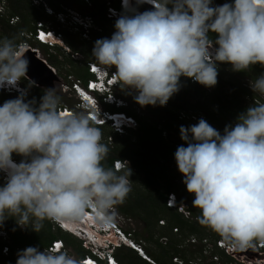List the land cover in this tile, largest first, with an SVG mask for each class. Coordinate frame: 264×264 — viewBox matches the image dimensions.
I'll use <instances>...</instances> for the list:
<instances>
[{
    "label": "clouds",
    "instance_id": "clouds-1",
    "mask_svg": "<svg viewBox=\"0 0 264 264\" xmlns=\"http://www.w3.org/2000/svg\"><path fill=\"white\" fill-rule=\"evenodd\" d=\"M120 1L122 7L114 6L120 12L114 33L110 38L97 39L91 52L94 60L84 61L89 78L99 83L81 79L82 88L76 87L78 78L69 75L62 85L63 91H74V106L60 105L55 88H48L39 102L27 99L28 90L36 85L27 78L26 48H37L29 41L34 37L41 44L60 45L66 52L64 36L58 39L54 32L50 38L56 41L50 45L35 37L37 25L35 32H22L24 38L18 42L16 38L0 39V90L17 95L0 105V174L5 181L0 185V227L14 218L21 228L40 233L44 222L49 221L73 234L87 250L83 257L76 258L64 248V241L57 239L43 250L39 246L19 250L16 264H123L115 257L118 247L132 248L153 263L132 234L115 221L116 207L132 191L133 170L122 159L114 160L112 167L103 164L109 153L102 143L106 140L104 126L118 134L137 126L136 117L121 109L129 107L130 102L118 90L134 95L142 107L166 106L180 90L182 76L213 87L217 84L218 63L230 64L237 72L257 63L264 66V0H214L215 5L213 0H135V4L119 0V5ZM144 3L152 9L138 11ZM6 6L7 0L0 12H6ZM47 11L53 13L50 7ZM110 12L116 14L115 10ZM61 14V21L69 22L64 13H57V19ZM5 15L10 24L20 20L10 22L16 15ZM72 17L71 28H78L86 37L95 27L87 17ZM41 26L48 32L49 28ZM209 33L217 34L214 41ZM23 40L28 41L25 47L20 44ZM25 78L29 80L27 87L21 82ZM250 87L264 98V73L250 82ZM113 93L124 101H110L109 94ZM101 108L122 115L113 114L115 122L113 116L100 119L91 114L98 111L101 116ZM180 113L182 117L187 115ZM126 116L136 123L127 121ZM200 117L197 124L180 126V138L187 146H178L174 153L182 182L195 196L193 207L200 209L197 220L220 236L212 242L222 238L234 248L229 255L233 256L234 250L256 247L259 257L264 256V245H258L264 243V103L248 107L234 126H225L223 134L203 119L204 114ZM109 139L112 142L113 136ZM13 153L23 159L18 162ZM174 194H170L168 207H178ZM87 212L96 222L84 221ZM160 223L165 225V220ZM191 238L201 247L198 261L208 257L201 245L207 237ZM7 251L5 248L4 253ZM190 262L198 264L197 260Z\"/></svg>",
    "mask_w": 264,
    "mask_h": 264
},
{
    "label": "trees",
    "instance_id": "trees-1",
    "mask_svg": "<svg viewBox=\"0 0 264 264\" xmlns=\"http://www.w3.org/2000/svg\"><path fill=\"white\" fill-rule=\"evenodd\" d=\"M221 1L223 3L232 2V0ZM44 3L52 9V14L44 11L42 3H39L37 6V4L35 5L33 3V0H7L6 12H0V39L4 37L16 38L18 42L20 39L24 38L21 34L22 32H35L38 22H41L44 27L61 31V28H56V26L50 24L48 18L54 16L53 19L56 20L57 13L67 14V9H74L80 16L85 17V15H90L93 19L95 27L88 32L87 37L90 38V43L94 44L97 39L109 38L112 35L102 28L105 24L108 26L109 24H115L117 19L109 15L107 5L112 4L120 8L119 0H45ZM37 7L42 8V10H39ZM169 7H171V5H169ZM5 14L8 16L18 15L20 20L16 24H10L9 17ZM62 31L64 33L63 41L66 47L78 52L79 50H85L82 46L83 42H81L80 39L76 40L75 38H70L66 30ZM216 35V33H209L213 41L216 39ZM79 37H82V32H79ZM35 44L37 47L42 46L46 49L54 48L56 50H62L61 52L63 53L65 52L60 45L51 47L41 44L38 41H35ZM85 52L88 54V57L84 61L94 60L91 56L92 50ZM58 55L60 54L50 53L48 59L52 65L61 68L65 61L68 62L70 58L67 60H60ZM218 64L224 66L230 65L227 63ZM111 68L115 69V66ZM250 68L248 69L249 71H251ZM73 72H76L75 74L83 80L91 76L84 65H82L80 69L76 66V70H73ZM261 73H264V66L257 63L254 72L251 71V76L257 79ZM25 80L29 82L28 79L25 78ZM181 85L180 90L170 97L166 106L157 104L156 106L146 105L142 107L135 102L133 99L134 95L129 94L127 91L125 93H120L123 97L132 100L139 108H143L146 113L137 111L135 107L131 108L129 106L121 108L134 115L137 119V126L135 128H129L128 132H125L124 135L115 132L112 134L104 126L103 130L106 142L103 141L102 143L107 146L112 144L113 146H108L109 153L103 164L105 167H112L114 160L122 159L127 165L129 164V167L134 170L135 173L141 176L140 185L136 186L138 187L136 188V192L139 193V195L136 194L138 196L136 198L137 203L119 207V210L125 215L142 218L149 224L152 223L151 216L156 217L155 220H158L160 216H166L168 225H178L177 228L181 235H200L198 239H202L203 236L210 231L212 236L217 238L220 237L217 233L208 227L202 226L198 222L197 217L201 215V212L200 209L193 207L192 202L195 196L186 190V185L182 182L183 179L176 175V172L179 171L174 169V167H177L174 158L177 147L182 144L187 146L180 138V126L183 125L188 127L194 125L187 118L182 117L180 112H185L187 114L190 112V109L203 110L204 112L194 111L195 113L192 117L196 118L197 116L200 117V114H204L203 119L214 127V125L217 126L216 118L213 116L215 113L220 114L224 109L227 113L224 112L223 114L228 117L230 116L231 121H235L248 107L255 103L264 102V98H261V100H259L260 102H257L254 100L257 99V96L253 94L248 102H243L240 98H237V90L245 91V88L241 85H237V83L235 84L231 80L226 81L219 73L217 76V84L212 87L213 90L215 89L217 91L215 96H211L208 93V87L196 81H192L191 78L182 76ZM227 88L228 90L231 89L229 91L230 94L223 92V90ZM222 94L225 96H222ZM5 95L7 94L0 90V96ZM40 98L36 99L37 102H39ZM209 103L212 104L211 107L215 112L214 114H211L207 110ZM152 114H156L158 119H152V117H150ZM166 130L170 131L169 136H175V138L170 140L164 136L163 131ZM111 135L113 136L114 143L109 139ZM120 135L125 136V138H121L122 136ZM116 139L119 143L115 145ZM12 156L18 162L23 159V157L16 153H13ZM170 165H172V167L169 168ZM1 181L2 176L0 175V185H2ZM143 186L145 188H142ZM133 191H135V188ZM170 192H174L177 195L178 207L176 208L166 205V198ZM157 209H159L160 212H158ZM55 225L52 222L45 221L44 228L40 233H36L30 228H21L18 226L14 218L7 219L3 226L8 238L4 240L0 238V255L3 256L0 257V264H16V254L19 250L28 246H39L40 249L43 250L57 239L63 240L67 246L73 248L78 257H83L87 253V250L82 246L80 241L70 232L63 230L57 224ZM13 229H15V231H13ZM149 240L153 239L149 238ZM163 244L162 242H158V240H154L153 245L155 248L152 250L149 249V251L147 250L150 257L156 262L155 264H179L173 261V257L180 256L184 260H189V255L198 251L196 249L197 247H199V251L201 250L197 242L188 243L190 246H197L196 248H181L179 246L181 243L177 241H170L165 243V245ZM5 246L8 248L7 253L2 252ZM222 256L229 260L234 259L233 256L228 253H223ZM115 257L123 264H153L139 256L134 249L129 247H118L115 251Z\"/></svg>",
    "mask_w": 264,
    "mask_h": 264
},
{
    "label": "rangeland",
    "instance_id": "rangeland-1",
    "mask_svg": "<svg viewBox=\"0 0 264 264\" xmlns=\"http://www.w3.org/2000/svg\"><path fill=\"white\" fill-rule=\"evenodd\" d=\"M44 1L45 0H43V1L39 0V2H35V0H33V3L35 5L37 4V6H38L39 3H42L44 11L48 12L47 9H49V6L46 3H44ZM89 1H91V0H89ZM222 4H223L222 2L219 3V5H222ZM110 6H113V5L112 4H108L107 5V10H108V8ZM37 8H39V10L40 9L42 10V8H40V7H37ZM66 12H67L66 17H67V20L69 22L73 20L72 16H75V15H79L80 16V14L76 13L74 11V9L73 10L67 9ZM85 17L90 18V15H87V16L85 15ZM53 18H54V16L48 18L50 24H52L53 26H56V28H61L64 31L66 30V32H68L70 38H75L76 40L80 39V41L83 42L82 46H83V48H85V50H79V52H78V51L70 50V48H68L67 51L63 53V52H61L62 50L60 51V50H56L54 48L46 49V48H44L42 46L37 47L33 38L29 42L33 46L37 47L36 49L39 51L41 56L45 60H47V62L50 65H52L50 63V60L48 59V56H49L50 53H59L60 55H58V58L60 60H67L68 58H70L68 62L65 61V63L63 64V67H61V68L60 67H56L54 65H52V66L54 67V69L56 70L58 75L61 77V81L57 82L56 86L54 87L56 92H57V94L60 97V105L67 104L69 106H74L75 103L77 102V99L74 96V91L70 90L68 92H65V91H63L64 87L62 85H63V83L66 82L67 77H69V75H73L75 78H80V77H78L75 74L76 72L75 73L73 72V70H76V66H78L79 69L82 68V65H84V60L88 57V54L85 51L92 50L93 47H94V44H91L90 43V38L86 37L85 35H82V37L80 38L79 37V33H78L79 32L78 28H71V25H70L69 22L63 23L61 21V19L59 20V19L55 18L57 20L56 21ZM116 18H118V17H116ZM102 28H103L104 31L110 32L111 34H113L114 31H115L114 24H112V25L109 24V26L107 24H105L104 27H102ZM24 32H26V34L30 33L29 31H24ZM254 68H256V64L252 65L250 70L254 72ZM251 71H249L247 69L246 71L237 72V71H233L232 70V66L231 65L224 66L222 64H218V73L220 75H222L223 78L226 81L231 80L235 84L237 83V85H241V86H243L245 88V91L237 90V98H240L243 102H246V101L248 102L253 94L255 96H257V98H262V96H259L258 94H255L252 91L251 87H250V82H254L256 80L254 77L251 76ZM21 82L24 85V87H27L29 85V82L27 80H25V79H22ZM48 88H50V87H48ZM48 88L38 87L37 85L31 87L28 90L27 99H32V98L37 99V98L42 97L44 92L47 91ZM211 89H212V87H208L207 88L208 93L211 96H215L217 94V91L215 89L214 90L213 89L211 90ZM230 90H228V88H227V89H224L223 92L227 93V94H230V92H229ZM116 92H117V90H116ZM123 92L125 93L126 91L122 90V89L118 90L119 94L123 93ZM5 94H6V92H5ZM16 96L17 95H12V94H7L5 96H0V105H2L6 100L13 99ZM222 96H225V95L222 94ZM127 100L130 102L129 104H130L131 108L135 107L137 109V111L146 113V111L143 108H139L138 106H136L133 103L132 100H130L129 98ZM254 100L257 101V99H254ZM260 103H264V102H260ZM211 106H212V104L209 103V107H207L208 108L207 110L211 114H214L215 112H214V110H213V108ZM81 110L82 109H80L79 111H81ZM189 111L190 112L187 113L185 118H187L193 124H197L199 119H201V118H198V116L196 118H193L192 115H194L195 112H204V111L203 110H198V109L197 110L196 109H193V110L190 109ZM224 112L227 113V111H225L223 109V112H221L220 114H218V113L216 114L215 113V115H213L216 118L215 120H216V123H217V126H218L217 127V126L214 125V127H216V129L219 130L222 134H223V130H224L226 125H233L234 126L235 123L237 122V120L231 121V117L230 116L228 117V116L224 115L223 114ZM200 115H202V114H200ZM156 116H157L156 114L150 115V117H152V119H154V120L158 119V117H156ZM107 130L113 134V131H114L113 129H107ZM128 130L129 129H127L126 132H128ZM169 133H170V131H168V130L163 131V135L166 136L168 139H170V140L174 139L175 136L171 137V136H169ZM126 134H125V136H126ZM122 135H124V134H122ZM122 135H120V136H122ZM125 136H122L121 138H125ZM113 143H114V141H113ZM117 143H119V142L116 139L115 145ZM108 146L112 147L113 145L111 144V145H108ZM170 167H172V165H170L169 168ZM174 169L178 170L177 167H174ZM171 173H172V171H171ZM176 173H177L176 174L177 176H180V178L183 179V174H181L180 172H176ZM2 176L4 177L3 173H2ZM140 178H141V176L138 175L137 173H135V171L133 170L132 171V175L130 177V184H131L132 191L134 190V188H135V191H133V192L131 191L129 193L127 199L125 200V202L122 205L117 206L116 209H115V221L118 223L119 227L124 232H128V234H132V236H133L132 238L139 242V244L146 251V253H148L149 249L152 250V249L155 248V246L153 245V241L154 240H158V242H162V244L164 243L163 245H165V243L170 242V241H177L178 243H181L179 245L181 248H184V247L196 248L197 246L195 247V246L188 245V243H191V241H189V240L192 239L191 238L192 236L191 235L190 236H185L184 234H182V235L179 234L180 231L177 228L178 225H173V226L168 225L166 216H160L158 218V220H155L156 217L151 216L152 223L149 224L148 222H146L142 218H138V217L136 218V217L131 216V215L127 216V215H125L124 213H122L119 210V207H121V206L134 205V204L137 203V199L136 198L138 197L137 195H139V193L136 192V188H138L136 186L140 185V181H141ZM1 182H2L1 184L3 185L5 181H1ZM142 188H145V187L143 186ZM157 211L160 212L159 209H157ZM162 220H165V225H162L160 223V222H162ZM54 225H55V223H54ZM175 228H177V230ZM0 230H1L0 233H2L0 235V238H2L3 240L8 238V236L6 235V231H3V230H5L4 226L0 227ZM209 232L210 231H208V233L206 235H204L203 237H207L208 240L211 242L212 238H214V237L212 236L211 232L210 233ZM110 236H113V235L111 234ZM198 236H200V235H195L194 237L199 238ZM114 237H117V235L114 234ZM149 238H151L153 240H149ZM64 245H65L64 248L69 252L70 255H74L76 258H78V255L76 254V252H75V250L73 248L67 246L65 243H64ZM198 248L199 247L196 248L198 250L197 252L193 253L192 255H189V260L188 261L183 259L184 260V264H191L190 260L191 261L197 260L198 264H252L248 260L243 261L242 259H240L238 257H235V256H233V258H234L233 260H229L226 257H223L222 255H221L222 259H220V261H218V262L212 260L210 257H202L201 261H198V258L201 256ZM4 249L5 248L2 249L3 253H4ZM0 257H3V256L0 255ZM261 257H264V256L261 255ZM175 258L176 257H173L174 261H175ZM179 258L182 259L180 256H179ZM153 263H155V262L153 261ZM253 264H264V261L262 263H259V262L256 263L255 262Z\"/></svg>",
    "mask_w": 264,
    "mask_h": 264
},
{
    "label": "built area",
    "instance_id": "built-area-1",
    "mask_svg": "<svg viewBox=\"0 0 264 264\" xmlns=\"http://www.w3.org/2000/svg\"><path fill=\"white\" fill-rule=\"evenodd\" d=\"M6 3V0H1V5H0V11H2L3 10V4H5ZM213 4L215 5V2H214V0H213ZM218 5H219V3H218ZM120 6L122 7V1H120ZM110 9L111 10H115V15L114 14H112V12H110ZM108 13H109V15L110 16H119V14H120V12H119V10L117 9V8H115L114 6H110L109 8H108ZM60 16V19H64V17H63V15L61 14V15H59ZM19 19V16L18 15H16V16H12L11 17V19H10V22H15V21H17ZM90 19V21H93V19L92 18H89ZM41 22H38V27H37V32L34 34L35 35V37L37 38V39H41V40H46V41H48L49 42V44L51 45V44H54L55 43V39H52V38H50L51 36H52V34H54V32L56 33V36H57V38L58 39H63V33L61 32V31H58V32H56L54 29H52V28H49V30H48V32H46L45 33V31H44V29H43V27L41 26ZM49 36V37H48ZM20 44H22L24 47L26 46V45H28V41L27 40H23V41H21L20 42ZM89 64H90V66H93V63H91V62H88ZM97 65V68H100V69H103V70H105V67L104 66H98V64H96ZM89 69H91V67L89 68ZM113 73H114V71H112ZM115 74V73H114ZM81 79H76L75 81H74V86H76V87H81ZM90 83H94V84H97V83H99V82H97V80L95 79V78H93V77H91V78H89V80H88ZM192 81H194L193 79H192ZM195 82V81H194ZM20 87H22V86H20ZM23 88V87H22ZM82 88V87H81ZM108 99L110 100V101H112V100H116L117 102L116 103H119V101L120 102H123L124 100H123V98H121V97H119V96H116V95H114V93L113 94H109V97H108ZM102 109V115L101 116H99V113H98V111H96V112H94V111H91V114H93V113H95L96 114V116L97 117H99L100 119L101 118H108V117H112L113 116V114H114V116H121L122 114H118V113H116V112H111L110 110H108L107 108H101ZM100 112V111H99ZM113 116V117H114ZM116 117H114V119H115ZM125 119L127 120V121H132L133 122V124H135L136 123V121L134 120V118L133 117H131V116H126L125 117ZM115 122H116V119L114 120ZM120 129L121 130H123V128L122 127H120ZM117 164H121V165H123L122 164V162L121 161H117L116 162ZM170 194H174V193H169V195H168V197H167V200H166V203H167V205L169 206V198H170ZM175 195V194H174ZM173 200H174V202L172 203V206H175V204H176V196L173 198ZM176 230H177V228H175ZM192 242H197V240L195 239V238H193L192 239ZM212 242V241H211ZM209 240H208V238H204L203 240H202V242H201V245H202V251H203V253L206 255V256H208V257H210L212 260H214V261H219L220 260V258H221V254H220V251H222V252H226V253H228V252H230V251H232L234 248H232L230 245H228V244H226L225 242H224V240L222 239V238H219V239H217L216 241H214V242H212L211 243ZM258 245L259 246H263L264 245V243H259L258 242ZM52 247V246H51ZM5 248H7V247H5ZM223 249V250H222ZM175 259H178V262L179 263H183V260L182 259H179V258H175ZM263 260H264V257H259V261L260 262H263Z\"/></svg>",
    "mask_w": 264,
    "mask_h": 264
},
{
    "label": "water",
    "instance_id": "water-1",
    "mask_svg": "<svg viewBox=\"0 0 264 264\" xmlns=\"http://www.w3.org/2000/svg\"><path fill=\"white\" fill-rule=\"evenodd\" d=\"M131 2L135 4V0H131ZM152 7V5L144 3L139 6L138 11L143 12L145 10H151ZM25 56L29 60L27 78L30 81H35L38 87L54 88L56 83L61 81V77L54 67L41 56L36 48H26ZM231 254L243 261L248 260L253 264L255 262L258 263L260 252L254 247L245 251L234 250Z\"/></svg>",
    "mask_w": 264,
    "mask_h": 264
},
{
    "label": "bare ground",
    "instance_id": "bare-ground-1",
    "mask_svg": "<svg viewBox=\"0 0 264 264\" xmlns=\"http://www.w3.org/2000/svg\"><path fill=\"white\" fill-rule=\"evenodd\" d=\"M12 159L15 161L14 158H12ZM84 221H86V223H88V221H94V222H96L95 219H94V217H93V214H92V213H89V212H87V214H86V218H85ZM84 221H82V222H84ZM80 225H82V223H81ZM80 225H79V227H80ZM66 227H67V228H70V229H72V230H78V229H80L79 227H78V229H73L71 226H66ZM85 227H86V230H87L88 232H90V227H89L88 225H86Z\"/></svg>",
    "mask_w": 264,
    "mask_h": 264
},
{
    "label": "flooded vegetation",
    "instance_id": "flooded-vegetation-1",
    "mask_svg": "<svg viewBox=\"0 0 264 264\" xmlns=\"http://www.w3.org/2000/svg\"><path fill=\"white\" fill-rule=\"evenodd\" d=\"M201 261V260H200ZM220 261V260H219ZM216 262H218V261H216Z\"/></svg>",
    "mask_w": 264,
    "mask_h": 264
}]
</instances>
